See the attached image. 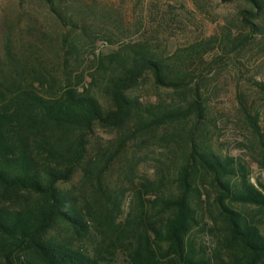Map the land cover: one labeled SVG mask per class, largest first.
I'll list each match as a JSON object with an SVG mask.
<instances>
[{
    "label": "trees",
    "instance_id": "16d2710c",
    "mask_svg": "<svg viewBox=\"0 0 264 264\" xmlns=\"http://www.w3.org/2000/svg\"><path fill=\"white\" fill-rule=\"evenodd\" d=\"M44 1L61 23L72 24L62 0ZM243 1L250 7L242 12L245 25L257 34L255 22L264 18V0ZM251 38L240 34L228 43L233 50ZM217 41L218 37H211L169 58L135 46L110 56L108 108L89 91L59 89L51 76L30 83L20 76L19 61L6 64L4 71L0 66V264H111L117 253L130 264H214L199 252L192 235L201 225L198 179L202 172L211 175L221 191L219 204L235 243L231 248L238 251L232 264H264V234L234 210L245 205L264 211V194L251 182L244 164L216 155L197 139L199 127H192L190 135H180L184 153L174 178L165 175L138 184L132 179L141 163L137 150L130 155L132 142L192 114L203 120L207 106L199 89L193 90L187 106L171 109L144 104L130 91L150 75L158 87L186 98L193 80L188 59L203 55ZM63 42L67 45L69 38L65 36ZM100 69H107L104 63ZM98 128L116 132L117 137L91 154ZM260 144L264 147V136ZM114 168L119 180L111 184ZM80 169L94 189V203L86 206L80 205L75 190L61 188ZM121 175L134 189L125 217ZM20 192L39 201L20 207ZM61 225L68 234L58 232Z\"/></svg>",
    "mask_w": 264,
    "mask_h": 264
},
{
    "label": "rangeland",
    "instance_id": "374dc122",
    "mask_svg": "<svg viewBox=\"0 0 264 264\" xmlns=\"http://www.w3.org/2000/svg\"><path fill=\"white\" fill-rule=\"evenodd\" d=\"M62 5L72 24L61 23L44 0H0L3 71L6 64L19 61L20 76L30 83L38 84L43 76L46 80L51 76L59 89L70 86L82 94L89 91L108 108L112 99L111 65L107 60L110 56L126 53L135 46L169 58L195 43L218 37L214 48L188 59L193 80L186 98L173 89L158 87L150 75L130 91L144 104L171 109L187 106L193 90L199 89L207 106L203 120L192 114L149 138L132 142L130 155L135 149L141 159L139 172L132 179L138 184L155 178L158 181L165 175L174 178L184 153L180 135H190L192 127L197 126V139L216 155L244 164L251 182L264 194V147L260 144L264 136V18L255 22L259 31L252 35L242 15L250 7L243 0H62ZM240 34L252 38L232 50L229 38ZM65 36L69 38L67 45L63 42ZM102 63L105 71L100 69ZM116 137V132L98 128L90 144L91 154L94 148ZM110 175L109 182L118 183L119 170L112 169ZM198 182L202 195L201 225L193 231V239L199 252L206 253L214 264H232V256L238 251L231 248L235 243L231 241L229 219L219 204L220 188L211 175L203 172ZM122 183L126 192L125 217L130 212L134 189L121 175ZM61 188L75 190L81 206L94 203L93 186L82 169ZM37 201L35 195L20 192V207ZM234 210L264 234L262 209L236 205ZM62 231L68 234L61 225L58 232ZM111 264L130 263L122 253H117Z\"/></svg>",
    "mask_w": 264,
    "mask_h": 264
}]
</instances>
